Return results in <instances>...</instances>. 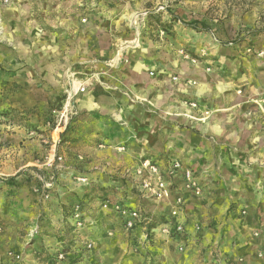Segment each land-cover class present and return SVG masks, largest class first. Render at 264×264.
<instances>
[{
	"label": "crops",
	"instance_id": "crops-1",
	"mask_svg": "<svg viewBox=\"0 0 264 264\" xmlns=\"http://www.w3.org/2000/svg\"><path fill=\"white\" fill-rule=\"evenodd\" d=\"M7 1L11 5L3 6L1 10L5 24H52L54 32L51 42L58 51L53 54L49 69L33 68L28 65L27 58L11 59V66L15 69L11 78L22 86L19 98L11 102L12 107L24 110L35 105L39 97H33L36 96L34 93L44 91L48 86L55 87L64 95L70 84L67 73L75 70L76 83L83 78L91 79L87 89L75 98L78 116L81 110H85L98 113L101 119L113 115L129 121L128 129L131 132L123 129L122 134H111L114 135L113 139L93 135L101 149V172L124 178L125 172L136 167L142 158L153 161L161 171L168 162L179 160L193 171L197 182L203 187V195L197 198L182 188L178 175L169 182L173 185L170 199L154 200L137 194L138 191L131 187V180L126 179L130 185L127 184L125 189L136 196L132 206L146 212L149 221L157 215L163 218L155 228L149 230V237L144 240L141 227L127 232L112 214L114 219L109 223L114 224V236L108 239L112 246L106 245L111 252L104 250L101 244V247H95L99 253L106 251V262L115 260L106 264H132L128 260L125 262L126 251H129L133 264H264V119L247 116L245 98L237 95L241 83H247L245 94L251 98L258 95L263 97L264 73L260 71L253 78L245 71L228 68L208 72L202 67L189 65L177 50L173 51L172 40L163 41L162 38L150 49L126 46L117 51L118 42L112 50L116 55H104L105 51L100 47L110 44L113 37L109 33L107 37L99 34V31H103L101 26L89 29L85 24H107L108 15L119 9L109 6L110 0H51L50 5L48 0ZM39 13L40 17L37 15ZM42 13L50 17L46 16V19ZM14 15L19 23L10 20ZM42 19L46 21H40ZM80 24L86 26V32L83 46L77 50L73 46L76 34L72 31ZM128 28L135 26L129 24ZM136 33L127 37L123 31L119 36L128 40L134 38ZM93 40L100 45L99 48L88 47L89 41ZM147 40L139 37L138 32L139 43ZM3 59L9 60L10 57ZM41 82L44 84L41 85ZM133 97L141 102H134ZM140 109L146 114L143 115ZM38 118L35 114L32 121ZM139 118L149 119L158 128L162 127L157 134L164 140V155L159 156L158 149L137 154L131 144L126 146L120 143L133 134L132 129ZM178 123L181 124L180 128L176 125ZM40 129L44 133L33 134L20 125L0 124V144H9L7 147L0 146V153L3 152L6 158L3 172L10 175L16 184L20 182L19 187H24L21 183L24 174L33 167L48 172L46 161L40 163L33 158L46 154L42 144L46 141L44 137H50L53 142L56 136L46 125ZM119 145L124 147L122 152L118 150ZM73 146L75 149L81 148L73 144L69 150ZM119 153L128 159L113 163L111 156ZM64 185L66 190L63 193L79 188L77 185L71 186L68 181ZM96 193L87 194V198ZM177 195H182L185 201L182 215L184 234L181 238L168 237L158 231V226L168 221ZM2 211L0 219L10 215L9 206L0 201ZM144 225L147 226V223ZM104 226L109 228L111 225L106 222ZM92 232L80 235L78 239L103 240V237H97ZM13 234L14 231H11L3 238L8 241ZM135 239L139 245L144 243L143 249L134 245L135 248L141 251L145 249L149 253L146 262L141 251L131 249ZM179 244L183 245V252L177 251ZM260 252L262 255L258 256ZM113 253L118 257L114 258Z\"/></svg>",
	"mask_w": 264,
	"mask_h": 264
},
{
	"label": "rangeland",
	"instance_id": "rangeland-1",
	"mask_svg": "<svg viewBox=\"0 0 264 264\" xmlns=\"http://www.w3.org/2000/svg\"><path fill=\"white\" fill-rule=\"evenodd\" d=\"M50 2L51 0H48L49 5ZM9 4L11 5V3ZM9 4L8 1L0 0V11L5 6H10ZM109 6L115 7L116 10L119 9L117 12L108 15L107 24H85L89 26V29L93 26H101L103 31H99V34L102 33L107 37L109 33V36L113 37L111 43L104 47H100L95 40L89 41L88 47H91V49L103 48L104 55L109 53L111 57L116 55L114 54L115 51L112 50L118 42L116 45L117 51L126 46H138L137 49L139 47L150 49L152 46L157 45L155 42H161L162 40L171 42L172 40L173 51L177 50L189 65L202 67L208 72L227 70L228 68L245 71L253 78H256L260 71L264 73V0H110ZM7 15H9V12H7ZM37 15L40 17L41 13ZM42 15L45 18L46 16L50 17L49 14L45 16L42 13ZM10 20L19 23V19L15 15ZM40 21L45 22L46 20L42 19ZM129 24L135 26V28H128ZM83 26L84 24H80L73 27L72 32L76 34L73 46L77 50H80L83 46L82 40L86 32V26ZM171 28L173 29L170 30ZM137 30L139 37L148 39L147 42H138ZM123 31L127 37L132 36L134 33L136 35L132 39L124 40L119 36ZM53 32L52 24H25V22L23 24H5L1 11L0 124L20 125L33 134L44 133L40 129L43 125L48 128L51 127V123L48 122L51 121L53 111L59 107L64 95L61 91H57L55 87L48 86L45 87L44 91L34 93L36 96L33 97H39L36 99L37 103L35 105L24 110L12 107L11 102L19 98V90L22 86L14 78L15 81L11 78L15 69L11 66L10 61L12 58H27L28 65H32L33 68L49 69L54 58L53 54L58 52L51 42ZM92 35L94 36V34ZM158 49L162 50V48ZM6 56H9L10 59L4 60L3 58ZM42 84L44 82H41ZM246 85L247 83H241L237 95H243L245 98L244 104L247 116L264 119V95L263 97L258 95L256 98H251L244 92ZM136 100L133 97L134 102H141V100ZM140 110H142L143 115L146 114L143 109ZM35 114L39 118L36 119L37 121H32ZM104 118L101 119V116L96 112L90 113L81 110L72 126L64 131L58 140L55 138L56 153L62 156V168L55 171L46 169L48 172L45 173L35 166L24 174L21 182L24 187L14 189L7 187L5 182L6 179L10 178V175H5L3 172L5 166L3 161L6 158H4L3 152L0 153V201L1 204L9 206L10 214L4 219L2 217L0 219V225L2 226L0 231V264H48L45 254L37 256L38 249L42 248L48 253L53 250L57 251L60 246L62 248L68 247L66 251L69 250V255H67L69 260L67 258L64 260L67 261L66 264H106L115 261L112 259L106 262L104 255L106 251L99 253L95 249L96 246L101 247L103 245L104 250L111 252L110 247L112 245L108 239L114 236V233L111 236L107 235L106 231L114 232V224L109 222L114 219L112 214H115L112 211L103 210L100 204L103 199H110L120 200L128 206L134 207L131 203L136 201V196L125 189L126 185L129 184L126 179L101 172V162H103L99 159L101 149L94 141L93 135L94 137L95 135H101L113 139L114 135L111 134H122L123 129L131 132L128 129L130 128L128 120L117 119L113 115L104 116ZM145 118H139V122L136 121L137 125H134V129H132L133 134L120 143L126 146L131 144V148L137 154L151 153L158 149L157 152L159 153L157 154L159 156L164 155V140L157 134L162 127L158 128L151 123V120H145ZM90 122L91 124H89ZM176 125L178 128L181 127L179 123ZM54 135L56 136V134ZM89 135H92V137L89 138ZM84 137L88 139H84ZM44 139L46 141L42 144L45 146L46 154L40 158H33L40 161V163L47 162L53 147L50 137H44ZM73 144L81 148L75 149V146H73L69 150V147ZM7 145L9 144H0V146L5 147ZM59 146L61 148L58 149ZM122 151L119 150V152ZM126 159L128 158L123 157L122 153L111 156L113 163L124 162ZM52 175L55 177L54 185L50 189L49 198L43 200L41 193L34 192V188L42 187L41 182H48ZM79 175L87 177L86 184H80L76 181V177ZM67 181L68 184L71 183V186L77 185V188H79L72 189L69 193H63L66 190L64 189L66 188L64 183ZM62 182H64L63 185L60 184ZM19 183L17 184L19 185ZM93 192L97 193L90 199L87 198ZM137 194L140 193L137 192ZM71 197L73 200H69ZM75 201L81 202L87 218L86 226L77 232L69 220L70 206L65 211L67 214L63 211V207L62 209L60 207L62 204L67 206V202H70L69 205H71ZM29 203L33 204V208L30 211H27V209L24 211V207ZM135 208L140 209L148 219L146 212L139 207ZM11 210L13 211L11 212ZM3 212H0V214ZM108 217L109 219H107ZM162 218L163 216L157 215L155 219L147 222V226L143 223L142 227L139 226L142 228L141 232L149 235V230L155 228ZM106 222L111 225L109 228L104 226ZM144 226L145 229H143ZM11 231H14V234L7 241L3 238V235L9 234ZM91 231L95 236L103 237V240L101 239L102 241L98 242V239H95L98 242L96 245L95 240L89 238L93 240L94 247L90 252H87L82 249L86 240L78 238H80V235L84 236ZM133 243L131 246L132 251H141L135 246H141V249L144 248V243L139 245L137 240L135 244ZM179 252H183V250ZM13 253H22V259L14 260L12 258ZM75 253L79 255L73 256ZM114 253L113 257L117 258L118 255L115 256ZM128 253L129 251H126L124 254L125 262L128 260L133 264V259L129 257ZM140 253L146 262L149 253L145 249ZM55 264L60 263L56 261Z\"/></svg>",
	"mask_w": 264,
	"mask_h": 264
},
{
	"label": "built area",
	"instance_id": "built-area-1",
	"mask_svg": "<svg viewBox=\"0 0 264 264\" xmlns=\"http://www.w3.org/2000/svg\"><path fill=\"white\" fill-rule=\"evenodd\" d=\"M7 1V0H4ZM75 70H70L67 73L70 79L68 89L64 92V98L61 101L59 107L53 111L51 130L56 134V139H59V135L70 124L71 120L78 115V111L75 105V98L78 94L83 93L91 83L90 78H83L81 82L76 83ZM152 74V73H151ZM264 102V100H263ZM56 142L53 141V147L49 154V158L46 162L47 169L55 171L61 169L62 156L56 153ZM118 150H124L122 145L118 146ZM180 177L182 188L192 194L195 197H201L203 195V187L197 182L193 171L185 166L179 160H173L168 162L164 171H161L159 166L148 158H142L140 163L132 170L128 169L125 172V179L131 180V187L136 189L143 198H149L154 200H169L172 194L173 185L169 182L176 176ZM55 181L54 175L50 177L48 182L42 181V187L34 188V192L41 193L43 200H47L50 196V189L53 187ZM76 181L80 184L87 183V177L85 175H79L76 177ZM41 190V191H40ZM184 198L182 195H177L174 198L172 206L169 211L168 221L158 226V231L168 237L173 235L181 238L184 234V225L182 222V215L184 212ZM100 207L103 210L112 211L119 219L123 229L125 231H133L137 227L147 223L149 220L143 214V212L135 207H130L127 204L122 203L120 200L103 199ZM69 220L74 230L83 229L86 226V215L84 213L82 204L80 201H75L70 205ZM2 226L0 225V231ZM106 234L111 236L112 231H106ZM143 238L147 239L148 234H143ZM94 247L93 240L88 239L84 242L82 249L90 252ZM179 251L183 250V245L177 246ZM62 247L56 251V261L58 263L64 262L68 257ZM260 252L258 256H261ZM22 253H13L12 258L14 260L22 259Z\"/></svg>",
	"mask_w": 264,
	"mask_h": 264
},
{
	"label": "trees",
	"instance_id": "trees-1",
	"mask_svg": "<svg viewBox=\"0 0 264 264\" xmlns=\"http://www.w3.org/2000/svg\"><path fill=\"white\" fill-rule=\"evenodd\" d=\"M264 107V106H263ZM78 117V115L77 116H75L74 118L76 119ZM75 119H73V120H75ZM52 122H53V120L51 119V121L50 122H48V123H51L52 124ZM71 122H72V120H71ZM70 122V123H71ZM50 124V125H51ZM50 129H51V127H49ZM70 128V124L66 127V129L64 130V131H66V130H68ZM63 131V132H64ZM63 132L59 135V136H62L63 135ZM5 184L6 185H8V187L10 188V189H14V188H17V187H19V185L18 184H16L15 182H13V180H12V178H8V179H6V182H5ZM28 184H29V182H28ZM67 199V198H66ZM73 200V198L71 197V198H69V200ZM68 200V201H69ZM70 204V202H67V206H65V204H62V206H60L61 207V209H62V207H63V211L65 212L66 210H67V208L70 206L69 205ZM33 208V204H31V203H29V204H27V206H25L24 207V211H25V209H27V211H30V209H32ZM66 213V212H65ZM67 214V213H66ZM63 250H64V252L66 253V254H68V251H66L67 249H68V247L67 246H65L64 248H62ZM41 250V251H40ZM40 250L38 249V254H37V256H41L42 254H45L44 256H46V260H47V262H48V264H55V262H56V251H51V252H46V250H43L42 248H40Z\"/></svg>",
	"mask_w": 264,
	"mask_h": 264
}]
</instances>
